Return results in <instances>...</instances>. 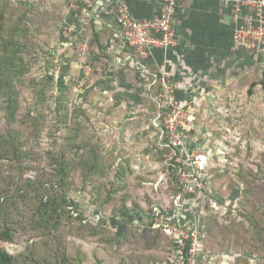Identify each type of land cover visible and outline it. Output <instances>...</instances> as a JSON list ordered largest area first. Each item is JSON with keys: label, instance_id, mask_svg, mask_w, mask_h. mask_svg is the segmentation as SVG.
I'll return each instance as SVG.
<instances>
[{"label": "rangeland", "instance_id": "1", "mask_svg": "<svg viewBox=\"0 0 264 264\" xmlns=\"http://www.w3.org/2000/svg\"><path fill=\"white\" fill-rule=\"evenodd\" d=\"M91 8L81 0H0V21L5 22L1 33L6 35L15 25L16 35L25 36L31 50L28 59L19 53L25 64L16 84L19 104L25 107L31 103L32 79L46 74L53 77L47 125L40 139L42 149L56 145L67 149L70 145L64 141L68 132L58 123L63 110L55 112L56 103L62 102L64 112L77 123L80 146L86 144L97 157V172L86 177L82 171L75 180L87 185L69 196L86 226L90 224L99 234L86 241L66 242L70 260L115 264L110 256L105 257L112 242L115 245L152 229L171 241H126L124 246H113V251L128 252L134 249L131 245L139 247L141 243V253L148 259L141 264H161L170 244L171 254L162 264H179L181 260L191 264H264V246L262 254L258 252L260 257L251 251L264 243L262 232L248 227L247 233L238 234L237 226L227 230L231 218L224 221L229 211L235 217L237 211L232 210L240 203L252 210V198L248 202L241 198L240 181L245 186L264 183V87L260 85L264 82V56L240 67L234 82L223 84L213 90L215 93L200 95L187 106L180 104L181 117L176 120L183 146L175 149L162 133L158 102L148 98L146 78L116 66L111 45L101 46L98 41L91 48L90 36L95 37L99 29ZM62 27L70 41L66 44L59 42ZM80 35L85 42H78ZM99 38L105 40V36ZM252 82L260 84L247 95ZM257 165H262L260 172ZM251 172L255 173L252 179ZM189 188L194 190L191 195ZM124 201L128 205L136 201L140 207L114 213ZM149 203L156 208L150 211ZM155 211L166 219L155 217ZM234 219L235 224L242 222L240 216ZM167 225L177 230H169ZM260 225L264 230V220ZM188 227L189 238L183 243L185 247L189 244L192 253L183 258L179 239L185 237ZM109 238L113 239L110 244L104 241ZM31 243L0 241V248L17 255ZM155 244L158 246L153 247ZM129 255L125 264H132Z\"/></svg>", "mask_w": 264, "mask_h": 264}, {"label": "trees", "instance_id": "2", "mask_svg": "<svg viewBox=\"0 0 264 264\" xmlns=\"http://www.w3.org/2000/svg\"><path fill=\"white\" fill-rule=\"evenodd\" d=\"M80 5L82 6V3ZM109 14L114 18L117 17L118 13L115 3H111ZM2 16L0 14L1 21L3 20ZM79 18L83 19V17ZM1 21L0 241L8 242L12 245L24 241L32 243L28 244L17 255L9 254L0 248V264H84L81 259H78V261L70 260L66 242L86 241L87 237L94 238L99 233L90 224L86 226L82 214L72 208L69 195L71 191H77L87 185V182H83V185H81L75 180L82 171L86 174V177H91L93 172H97V160L94 159L97 157L86 144L83 147L80 146L77 139L79 135L76 133L74 126L77 123L64 112L66 109L62 102L56 103L55 112H59L60 109V111L63 110L58 123L65 129V132H68L64 141L70 143V145L66 146L67 149H63L58 145H56L58 147L42 149L40 139L47 125L46 112L49 110L48 98L51 94L50 89L54 86L53 77L46 74L42 79H32L29 83L33 90L31 103L25 107L19 104L16 84H19L23 75L24 69H21V67L25 65L23 64V57L19 56V53H22L25 59H28L30 58L31 50L28 47L25 36L16 35L18 28L15 25L10 27L6 35L1 33L3 30L2 23H5ZM95 24L98 26L96 22ZM65 31L66 28L62 27L59 37L61 44L70 42L68 41L69 39H66L68 36ZM100 36H105V40L101 41ZM90 38L92 40L91 48L98 45V41L99 45L108 44L114 50L115 46L121 44L120 39L115 37L113 30L102 26H99L95 37L90 36ZM78 42H85V38L83 39L82 35H80ZM247 52L250 54L254 53L252 51ZM149 72L150 74H147L148 79L145 82L146 86L153 80L151 74H156L158 79L160 77L159 74L151 70ZM131 73L137 74L135 70H131ZM258 84L260 83H250L246 94L251 95L252 89ZM260 85L264 87V82ZM148 93V98L151 101H155L158 85L154 84L151 86ZM256 169H258L257 172H260L262 165H257ZM101 172H103V169ZM252 172L250 173L251 179L252 174H255ZM240 185L237 188L240 190L241 198L246 202L252 198V201L250 200L252 210L248 211L247 204L242 203L236 210L231 209L232 211H237L235 217H242V222L240 223L239 221L235 224L234 214L229 211L227 216L224 217V221L228 217L232 219L227 230L237 226L235 228L237 229L236 233L243 234L247 233L248 227H251L256 232H262L264 235V230L260 228L262 227L260 223L264 220V183L252 186L251 182H249L245 186V182L242 180ZM257 197L259 199H256ZM136 206L140 207L136 201L130 202V205L124 201L114 213L122 210H134ZM148 208L152 211L156 207L149 203ZM259 208L258 218L256 219L255 212ZM224 221L220 222L223 229L224 227L226 228L223 225ZM162 235L149 229V231L135 234L134 237L129 236V240L124 238L115 245L110 242L113 239H105L104 241L111 243H109L108 254L105 257L110 256L115 264H125L128 254H130L132 264H141V261L146 262V260L148 262V259L141 253V243H139V247L135 244L131 245L134 249L128 252L123 250L124 252L117 254L113 249L126 245V241H144L145 244H149L152 241H171L167 236ZM239 236L242 237V235ZM103 237L104 235L97 238ZM60 242L63 243L62 246H60ZM157 246L155 244L153 247ZM263 246L264 243L258 249L251 250L252 253H256L260 257L258 252L262 254ZM167 248V254L161 264L168 261V257L171 254L170 244Z\"/></svg>", "mask_w": 264, "mask_h": 264}, {"label": "built area", "instance_id": "3", "mask_svg": "<svg viewBox=\"0 0 264 264\" xmlns=\"http://www.w3.org/2000/svg\"><path fill=\"white\" fill-rule=\"evenodd\" d=\"M88 6H92L90 12L95 16L98 26L113 30L121 44L115 46V65L120 68L135 70L137 75L148 79L150 74L147 63L155 49H167L176 46V37L173 29L177 8L183 2L190 0H157L156 13L150 18H137L129 11L126 0H81ZM232 21L234 24V45L244 51L256 52L264 42V0H231ZM111 3L116 4L117 17L109 14ZM95 14V15H94ZM100 16V18H99ZM105 16V18H103ZM153 80L147 84L150 89L154 84L158 85V93L155 100L158 102L162 118V133L173 148L183 146L182 136L178 133L177 118L181 117V105L176 99L177 83L167 75L151 74ZM194 181L196 179L194 178ZM188 193L191 195L194 190ZM155 217L163 218L160 211H155ZM168 226V225H167ZM169 230H177L175 226H168ZM189 227L185 237L179 239L180 255L188 252L189 244L184 246L183 241H188ZM182 233V232H180ZM179 264H191L181 260Z\"/></svg>", "mask_w": 264, "mask_h": 264}, {"label": "crops", "instance_id": "4", "mask_svg": "<svg viewBox=\"0 0 264 264\" xmlns=\"http://www.w3.org/2000/svg\"><path fill=\"white\" fill-rule=\"evenodd\" d=\"M125 2L137 18H150L158 7L157 0ZM231 14V0L183 2L173 25L176 46L153 51L148 70L176 81V99L183 106L234 82L240 67L264 56V42L251 54L234 45Z\"/></svg>", "mask_w": 264, "mask_h": 264}]
</instances>
